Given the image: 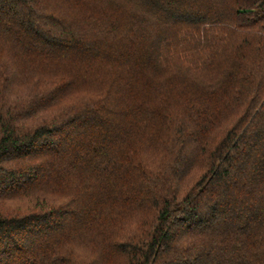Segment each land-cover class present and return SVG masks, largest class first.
I'll list each match as a JSON object with an SVG mask.
<instances>
[{"label":"trees","instance_id":"1","mask_svg":"<svg viewBox=\"0 0 264 264\" xmlns=\"http://www.w3.org/2000/svg\"><path fill=\"white\" fill-rule=\"evenodd\" d=\"M0 264H264V0H0Z\"/></svg>","mask_w":264,"mask_h":264}]
</instances>
